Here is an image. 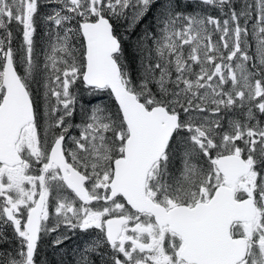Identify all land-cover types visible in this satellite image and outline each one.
Here are the masks:
<instances>
[{
  "label": "snow or ice",
  "instance_id": "snow-or-ice-1",
  "mask_svg": "<svg viewBox=\"0 0 264 264\" xmlns=\"http://www.w3.org/2000/svg\"><path fill=\"white\" fill-rule=\"evenodd\" d=\"M73 237L264 264V0H0V264Z\"/></svg>",
  "mask_w": 264,
  "mask_h": 264
},
{
  "label": "trees",
  "instance_id": "trees-1",
  "mask_svg": "<svg viewBox=\"0 0 264 264\" xmlns=\"http://www.w3.org/2000/svg\"><path fill=\"white\" fill-rule=\"evenodd\" d=\"M150 20V18H149ZM145 23H148V21H146ZM139 31V29H138ZM78 238L73 237L72 240L68 241L65 245V249L64 251L61 252H57L55 255H53V253L51 252L50 249H46L45 252H43L41 254V260H48L51 262V264H55L56 261L60 260L61 256H64V259L66 261L71 262L72 260V250L80 243H82V240H77ZM65 252L67 253V255H65Z\"/></svg>",
  "mask_w": 264,
  "mask_h": 264
},
{
  "label": "rangeland",
  "instance_id": "rangeland-1",
  "mask_svg": "<svg viewBox=\"0 0 264 264\" xmlns=\"http://www.w3.org/2000/svg\"><path fill=\"white\" fill-rule=\"evenodd\" d=\"M75 238H78L77 240L79 241V240H81V238L80 237H75Z\"/></svg>",
  "mask_w": 264,
  "mask_h": 264
}]
</instances>
